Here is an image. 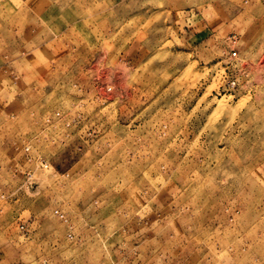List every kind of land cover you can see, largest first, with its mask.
<instances>
[{
    "label": "rangeland",
    "instance_id": "374dc122",
    "mask_svg": "<svg viewBox=\"0 0 264 264\" xmlns=\"http://www.w3.org/2000/svg\"><path fill=\"white\" fill-rule=\"evenodd\" d=\"M0 264H264V0H0Z\"/></svg>",
    "mask_w": 264,
    "mask_h": 264
}]
</instances>
